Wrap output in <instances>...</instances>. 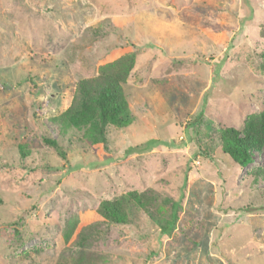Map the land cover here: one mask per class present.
Listing matches in <instances>:
<instances>
[{
    "label": "rangeland",
    "instance_id": "1",
    "mask_svg": "<svg viewBox=\"0 0 264 264\" xmlns=\"http://www.w3.org/2000/svg\"><path fill=\"white\" fill-rule=\"evenodd\" d=\"M263 23L264 0H0V264H56L129 191L162 216L181 202L177 222L100 226L97 264H264V147L241 168L205 141L264 110ZM129 52L133 124L106 145L61 127L78 83Z\"/></svg>",
    "mask_w": 264,
    "mask_h": 264
},
{
    "label": "trees",
    "instance_id": "2",
    "mask_svg": "<svg viewBox=\"0 0 264 264\" xmlns=\"http://www.w3.org/2000/svg\"><path fill=\"white\" fill-rule=\"evenodd\" d=\"M259 34L264 39V23L260 26ZM135 65L136 54L125 53L104 63L95 77L81 80L70 107L56 118L57 123L64 129L85 130L94 145L107 144V129L110 126L118 130L129 128L134 116L125 86ZM207 129L205 141L211 147L219 148L234 164L246 168L253 162L254 153L261 152L264 147V110L249 116L242 129L216 128L212 124H208ZM43 141L58 150L65 159L58 141L45 137ZM261 173L264 176V169ZM166 201L170 202L168 199ZM156 203L155 196L138 191H129L102 201L95 211L97 221L85 227L73 243L70 244V239L74 230L66 233V248L58 255L56 264H97V257L86 250L93 235L102 234L98 228L102 225L131 224L140 212L157 224L163 234L170 233L177 222L181 202H170L167 216H162L159 208L156 211Z\"/></svg>",
    "mask_w": 264,
    "mask_h": 264
}]
</instances>
